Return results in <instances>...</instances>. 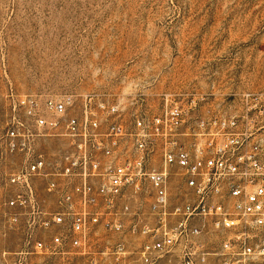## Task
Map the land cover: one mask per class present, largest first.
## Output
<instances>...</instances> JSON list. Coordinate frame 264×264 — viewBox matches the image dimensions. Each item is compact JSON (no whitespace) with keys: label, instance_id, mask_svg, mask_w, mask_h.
I'll list each match as a JSON object with an SVG mask.
<instances>
[{"label":"built area","instance_id":"built-area-1","mask_svg":"<svg viewBox=\"0 0 264 264\" xmlns=\"http://www.w3.org/2000/svg\"><path fill=\"white\" fill-rule=\"evenodd\" d=\"M198 101L11 85L5 205L23 250L90 255L104 231L136 239L134 264H264V91L206 115Z\"/></svg>","mask_w":264,"mask_h":264},{"label":"rangeland","instance_id":"rangeland-1","mask_svg":"<svg viewBox=\"0 0 264 264\" xmlns=\"http://www.w3.org/2000/svg\"><path fill=\"white\" fill-rule=\"evenodd\" d=\"M11 85L128 104L142 94L153 106L171 93L197 98L204 115L232 108L240 92L264 91V0H0V264H134L130 234L103 231L90 255L23 250L5 205L16 159L3 145Z\"/></svg>","mask_w":264,"mask_h":264}]
</instances>
